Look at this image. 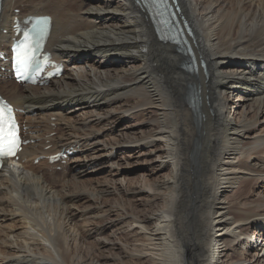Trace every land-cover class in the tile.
<instances>
[{
	"label": "bare ground",
	"instance_id": "1",
	"mask_svg": "<svg viewBox=\"0 0 264 264\" xmlns=\"http://www.w3.org/2000/svg\"><path fill=\"white\" fill-rule=\"evenodd\" d=\"M173 1L4 0L3 30L53 17L65 73L0 83L30 141L0 173V264H264V0ZM69 148L64 175L34 166Z\"/></svg>",
	"mask_w": 264,
	"mask_h": 264
},
{
	"label": "snow or ice",
	"instance_id": "2",
	"mask_svg": "<svg viewBox=\"0 0 264 264\" xmlns=\"http://www.w3.org/2000/svg\"><path fill=\"white\" fill-rule=\"evenodd\" d=\"M44 30L42 25L34 27L32 35L26 34L24 41L15 49L14 63L18 72L25 73L30 68L35 67V52L43 40ZM16 127L13 123L11 108H7L6 111L5 106H0V157L4 159L14 157L19 150ZM0 167H3L2 160H0Z\"/></svg>",
	"mask_w": 264,
	"mask_h": 264
},
{
	"label": "rangeland",
	"instance_id": "3",
	"mask_svg": "<svg viewBox=\"0 0 264 264\" xmlns=\"http://www.w3.org/2000/svg\"><path fill=\"white\" fill-rule=\"evenodd\" d=\"M197 60H198V59H197ZM80 65H81V66H86L87 64H85V63L83 62V63L80 64ZM213 66H214V65H213ZM202 70L204 71V69H202ZM196 82H197V81H196ZM196 82H194V83H196ZM197 84H198V83H197ZM194 86H196V85H194ZM205 96H206V95H205ZM205 98H206V97H205ZM215 104H216V103H215ZM256 105H257V103H256ZM256 105H255V106H256ZM258 105H259V104H258ZM258 105H257L256 107L254 106V107L250 110V115L246 118V119L249 120V123H247V124H248L250 127H253L252 125H255V124L257 123V120L255 119V118H256L255 116H256V113H257ZM254 110H256V111H254ZM193 111H194V110H193ZM255 112H256V113H255ZM78 113H79V112H77V114L73 112V113H70V114L78 115ZM194 113H195V114H194ZM194 113H193V114H194L193 116H194V119H195V121H196V120L199 118V116H198V114H197L198 112L194 111ZM254 113H255V114H254ZM79 114H80V113H79ZM254 115H255V116H254ZM224 121H226V119H225ZM131 123H132V122H131ZM219 127H220V126H219ZM137 162H141V161L133 160V161H132L133 164H132L130 167H135V168H136V166L138 165ZM68 165H69V164L66 163L65 166H68ZM63 167H64V166H63ZM99 167H100V166L96 167L95 169H98ZM62 175H64V173H63ZM139 176H140L139 173H137V174H136V173H135V174L133 173V174L130 175V177H131L130 179H135V178H137V177H139ZM133 177H135V178H133ZM90 178H96V177H90ZM103 178H104V177H102V179H103ZM98 179H100V178H98ZM132 182H133V181H132ZM134 182H135V181H134ZM252 187H253V186H252ZM252 187H251V190H252V189H253V190H252L251 192H252L254 195H256V194H257V190H256L257 188H255V186H254L253 188H252ZM245 190H247V189H245ZM249 192H250V191H244L243 189H238V190H236V195H235V197H241L242 199H244L245 197H249V196L251 195V194H249ZM104 198H105V197H104ZM112 198H113L114 200H116L115 197H109L107 200L110 199L109 201H111ZM230 199H231V197H230ZM235 199H236V198H235ZM109 201H108V202H109ZM245 201H246V200L244 199V200H243V203H245ZM114 202H115V201H113V203H114ZM245 208H247V206H245ZM245 208H244V209H245ZM261 229H262V228H261ZM257 234H258V233H257ZM257 234H256V235H252V233H251L250 238H252V240L255 239L254 241L258 240V239H259V235H257ZM214 244H215V243H214ZM252 252L254 253V252H256V251L253 250ZM237 258H238V257H235L234 259L237 260Z\"/></svg>",
	"mask_w": 264,
	"mask_h": 264
}]
</instances>
